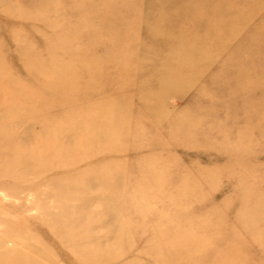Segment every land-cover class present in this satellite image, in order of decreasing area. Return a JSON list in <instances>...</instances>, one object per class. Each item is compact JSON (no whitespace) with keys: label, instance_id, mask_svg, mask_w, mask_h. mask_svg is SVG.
Masks as SVG:
<instances>
[{"label":"rangeland","instance_id":"1","mask_svg":"<svg viewBox=\"0 0 264 264\" xmlns=\"http://www.w3.org/2000/svg\"><path fill=\"white\" fill-rule=\"evenodd\" d=\"M0 264H264V0H0Z\"/></svg>","mask_w":264,"mask_h":264},{"label":"bare ground","instance_id":"2","mask_svg":"<svg viewBox=\"0 0 264 264\" xmlns=\"http://www.w3.org/2000/svg\"><path fill=\"white\" fill-rule=\"evenodd\" d=\"M231 9V8H230ZM211 10V9H210ZM232 15V14H231ZM232 27L230 26L229 28H227L226 30H227V32L228 33H232ZM225 30L224 31H222V32H220L219 34H218V38L221 40V37H225V34L227 33ZM223 35V36H222Z\"/></svg>","mask_w":264,"mask_h":264}]
</instances>
